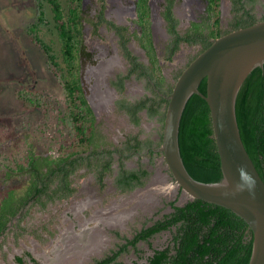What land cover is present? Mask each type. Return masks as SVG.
Here are the masks:
<instances>
[{
    "label": "trees",
    "instance_id": "trees-1",
    "mask_svg": "<svg viewBox=\"0 0 264 264\" xmlns=\"http://www.w3.org/2000/svg\"><path fill=\"white\" fill-rule=\"evenodd\" d=\"M205 1L206 17L202 21L191 22L187 31L182 33L178 27L180 20L175 14L176 0H166L162 14L170 35L167 60L172 61L184 46L200 45L199 56L215 39L264 20V16L259 18L253 7L249 6V1L254 3V0H230L234 16L230 23L231 29L224 31L221 22L222 0ZM48 3L53 9L54 24L61 42V55L55 53L53 47L39 36L40 27L49 23L45 17L43 2H39L38 22L31 23L27 30L31 41L46 54L49 70L64 88L67 114L64 117L60 115L63 111L53 105L49 96L33 88L18 90L16 96L23 102L24 110L42 109L47 117L58 112L60 125L70 121L71 141L60 142L55 155H41L34 145L26 141L29 143L27 154L13 165L6 163L7 180L22 175L27 176L28 180L21 189L10 188L0 200V239L6 234L12 220L30 203L35 202L45 208L51 202L72 197L76 192L73 177L80 169L87 168L97 172L99 182L104 186L107 174L112 171L115 155H118V186L121 191L128 192L143 187L151 173L146 169H126L125 159L146 150L153 155H162L156 149L161 147L163 133L161 140L156 143L131 137L124 148L112 147V142L100 130L97 116L82 84V63L92 61L94 56L85 43L84 0H70L67 11L62 0H48ZM136 6L135 22L139 30L131 36L139 41L149 64L142 62L130 49L129 28L115 25L105 17V6L98 15V21L91 23L95 32L102 25H107L116 32L123 56L130 64L128 73L119 75L117 81L113 82L117 90L123 94L126 82L135 76L137 79H146L154 93L153 97L147 96L136 101L123 97L117 101L118 109L128 115L130 121L137 126L142 121L140 114L146 111L149 116L158 117L164 128L169 104L167 96L173 92L175 83H168L154 45L150 0H137ZM207 86L208 80L204 79L199 86L200 91L207 94ZM236 111L245 147L264 181V67L255 68L241 87ZM182 116L179 146L187 170L201 182H220L223 171L208 102L203 96L194 94ZM48 130L49 127L44 132ZM176 204L177 201L171 202L173 211L170 214L154 225L143 228L132 239L122 237L126 243L112 249L103 258L96 259L93 264H125L120 258L130 247L137 249L140 242H148L157 234L174 228L176 232L172 243L156 249L144 264H250L254 232L244 219L230 208L203 200L189 201L183 206ZM27 260L33 264H41L30 252L15 257L16 264H27Z\"/></svg>",
    "mask_w": 264,
    "mask_h": 264
},
{
    "label": "rangeland",
    "instance_id": "rangeland-1",
    "mask_svg": "<svg viewBox=\"0 0 264 264\" xmlns=\"http://www.w3.org/2000/svg\"><path fill=\"white\" fill-rule=\"evenodd\" d=\"M40 1L44 3L45 17L49 23L40 27L39 36L53 47L55 53L61 55V42L54 24L53 9L48 0H0V200L10 188L21 189L27 183V176L7 180L5 175L6 163L13 165L16 160L27 154V142L34 145L41 155H55V149L60 142L71 141L70 121L60 125L58 112H53L47 117L42 109L24 110L23 102L16 96L18 90L33 88L49 96L53 105L63 111L60 115L64 117L67 114L64 88L49 70L46 54L31 41L27 30L31 23L38 22ZM254 1H249V6L253 7L256 15L261 18L264 16V0ZM134 2L135 0H84L85 43L93 53L94 60L88 62L93 67L84 65L90 74L83 78V84L93 105L96 104L95 96L99 97V92L111 93L108 105L96 107L95 113L100 130L112 142L114 149L124 148L131 137L156 143L160 141L159 133L162 134L164 129L158 117H151L146 111L140 114L142 121L137 126L130 121L128 115L118 109L116 103L123 97L136 101L147 96L153 97L154 93L146 79H137L135 76L126 82L123 94L117 90L113 84V76L127 74L130 64L123 56L116 32L107 25H102L99 31L95 32L91 23L98 21V15L105 6V17L115 25L127 26L131 36L139 30L134 23L137 19ZM165 2L166 0H152L153 39L163 73L168 83L174 85L181 72L183 73L198 55L201 46H184L172 61L167 60L166 51L170 35L162 14ZM62 3L67 11L70 0H62ZM175 14L180 20L179 30L185 33L191 22L202 21L206 17V1L176 0ZM233 16L231 1L222 0L221 22L224 31L231 29ZM129 47L142 62L149 64L146 52L133 36L130 38ZM109 60H113L114 64L101 82L96 69L104 66ZM47 127L49 130L44 132ZM52 146L54 148H51ZM124 164L128 170L146 169L151 173L143 187L128 192L119 189L118 155H115L112 171L107 174L104 186H101L97 172L87 168L80 169L73 177L76 192L72 197L51 202L45 208L32 202L12 220L6 234L0 239V264H16L15 257L28 251L42 264H46V259L51 264H93L96 259L103 258L112 249L126 243L124 237L132 239L143 228L152 226L170 214L173 211L171 202L177 201L176 205L183 206L190 200L176 185L162 155H153L146 150L125 159ZM162 178L164 186L171 188L170 193L162 190ZM142 193L153 196L148 207L139 202L138 197ZM79 203L81 205L77 208ZM128 205L130 209L125 210L127 218L122 226L94 222L96 216H101L100 213L111 215L116 207L125 208ZM94 228L103 235L104 245L100 249L102 251L82 257L78 250L83 251L88 247L76 243L72 248L67 235H79V232L85 229L92 230L88 232L92 234ZM175 232L174 228L157 234L148 242H140L137 249L130 247L120 260L125 264L146 263L156 249H162L172 243ZM66 244L69 247L65 249ZM60 248L65 249L61 250L62 254H58L57 250Z\"/></svg>",
    "mask_w": 264,
    "mask_h": 264
},
{
    "label": "water",
    "instance_id": "water-1",
    "mask_svg": "<svg viewBox=\"0 0 264 264\" xmlns=\"http://www.w3.org/2000/svg\"><path fill=\"white\" fill-rule=\"evenodd\" d=\"M257 67H264V20L215 39L183 71L167 96L162 144L156 149L162 153L176 185L189 196V201L203 200L230 208L249 224L254 232L250 264H264V181L245 147L236 104L241 87ZM204 79L208 80L207 94L199 89ZM194 94L203 96L211 109L223 171L220 182L195 179L181 154L182 115Z\"/></svg>",
    "mask_w": 264,
    "mask_h": 264
},
{
    "label": "bare ground",
    "instance_id": "bare-ground-1",
    "mask_svg": "<svg viewBox=\"0 0 264 264\" xmlns=\"http://www.w3.org/2000/svg\"><path fill=\"white\" fill-rule=\"evenodd\" d=\"M114 64V61L113 60H109L104 66L100 67L99 69H96V74H97V77L101 80V82L103 81L104 77L106 74H108L110 72V69L112 68ZM98 94V93H97ZM100 95H98L99 97L95 96L96 97V104L94 105L95 107H98V108H102V107H105L108 105L109 103V100H110V96H111V93L109 91H106L105 93H100ZM94 100V99H93ZM92 100V101H93ZM104 109V108H103ZM97 111V109H96ZM158 181V180H157ZM164 180L163 178L161 179V184H162V190H165V193H170L171 192V188L167 185L164 186L163 184ZM154 190V189H153ZM161 190V189H160ZM163 192V191H162ZM150 193V192H149ZM152 193V192H151ZM152 198L153 196L152 195H149L148 194H140L138 199L140 203H142L143 205L145 206H149V203L152 202ZM156 201V200H155ZM81 205V203L77 204V208H79V206ZM76 208V207H75ZM126 210V209H125ZM124 210V211H125ZM114 211V210H113ZM110 213V212H109ZM101 214V213H100ZM106 215V214H104ZM127 218V214L126 212L124 213H119L118 211H115V214H111V217L109 218H103V222L105 224H110V225H117V226H120L123 221ZM82 226V225H81ZM85 226V225H84ZM92 228V227H91ZM95 229V228H94ZM96 230V229H95ZM85 231L83 232H80L79 236L77 237V242L80 241V244L79 245H82V246H85V247H88L87 249H83V251L80 249L78 250L79 253H80V256L84 257L86 256V251L87 252H97L99 251L103 245H104V241H103V237L100 236V233H92V234H86L84 233ZM89 232V231H88ZM69 235V234H68ZM71 238V237H70ZM68 244V243H67ZM65 245V249L67 248L68 245ZM71 247L74 246V243H71L69 244ZM78 246V245H77ZM69 247V246H68ZM75 247V246H74ZM72 247V248H74ZM65 249H58V254H62L63 251L61 250H65ZM69 249V248H68ZM67 249V250H68ZM53 250V249H52ZM85 250V251H84ZM67 252V251H66ZM53 256V255H52ZM55 257V256H54ZM53 257V258H54ZM49 258V256H48ZM43 259V258H42ZM50 259V258H49ZM46 264H51V262L49 260L46 259ZM58 262V261H56Z\"/></svg>",
    "mask_w": 264,
    "mask_h": 264
},
{
    "label": "crops",
    "instance_id": "crops-1",
    "mask_svg": "<svg viewBox=\"0 0 264 264\" xmlns=\"http://www.w3.org/2000/svg\"><path fill=\"white\" fill-rule=\"evenodd\" d=\"M129 210L130 209V206L128 205L127 207H125L124 208V206H121V207H116L115 209H114V211H112L113 213H111V214H115V211H118L119 213H124L125 211L124 210ZM105 213H101V214H99V215H101V216H96V219L94 218V222L95 223H102L103 225H105V223L103 222V219H102V217H104V218H109V217H111V215H109V214H106V215H104ZM113 226H117V225H113ZM122 226V225H121ZM85 232L84 233H86V234H88V231L89 232H92V230H90V229H85L84 230ZM81 232V231H80ZM79 232V233H80ZM83 232V231H82ZM100 231L98 230V229H96L93 233H99ZM103 234V233H102ZM75 235V236H74ZM73 236H71V238H70V235L68 236L67 235V238H69V240H68V242H69V244H71V243H74V245H76V243L77 244H80V241L79 242H77V237L79 236V235H76V234H74ZM119 235V234H118ZM100 236L101 237H103V235H101V233H100ZM85 251V250H84ZM100 251H102V250H99V251H97V252H94V253H99ZM29 252V251H28ZM31 253V252H30ZM66 252H64V254H65ZM86 254H87V256H89V255H91L92 254V252H85ZM33 254V253H32ZM34 255V254H33ZM35 256V255H34ZM36 257V256H35ZM36 259H37V261H38V258L36 257ZM99 259V258H98ZM28 261V260H27ZM40 262V261H39ZM28 263H31L30 261H28ZM27 263V264H28ZM41 264H42V262H40ZM31 264H33V263H31Z\"/></svg>",
    "mask_w": 264,
    "mask_h": 264
},
{
    "label": "flooded vegetation",
    "instance_id": "flooded-vegetation-1",
    "mask_svg": "<svg viewBox=\"0 0 264 264\" xmlns=\"http://www.w3.org/2000/svg\"><path fill=\"white\" fill-rule=\"evenodd\" d=\"M136 1L137 0H135V2L133 3V5H134V11H135V13H136V16H137V6H136ZM152 4V0H150V5ZM151 9H152V5H151ZM163 11H164V9H163ZM151 12H152V10H151ZM163 13V12H162ZM152 20V26L151 27H153L154 25V21H153V18L151 19ZM134 23L136 24V22H135V20H134ZM136 26H137V24H136ZM138 27V26H137ZM153 29H154V27H153ZM90 51V50H89ZM91 52V51H90ZM92 53V52H91ZM93 60H94V57H93ZM85 61V60H84ZM83 61V62H84ZM88 62H92V61H85L84 63H82V70H81V74H82V81H83V78L85 77V76H88L90 73L89 72H87L86 71V67H93V66H91V64H89ZM86 64V67H84V65ZM107 75V74H106ZM105 75V76H106ZM118 76H119V74H114V81H117V79H118ZM84 83V82H83ZM82 83V84H83ZM84 85V84H83ZM85 91H86V93H87V90L85 89ZM87 98H88V100H89V103L91 104V106L93 105L92 104V102H91V99L89 98V96L87 95ZM116 105H117V103H116ZM94 107V108H93ZM92 108L94 109V112H96L97 113V111H96V107L93 105L92 106ZM95 113V114H96ZM159 137H160V140H161V133H159ZM154 225V224H153ZM35 257V256H34ZM36 258V257H35Z\"/></svg>",
    "mask_w": 264,
    "mask_h": 264
}]
</instances>
